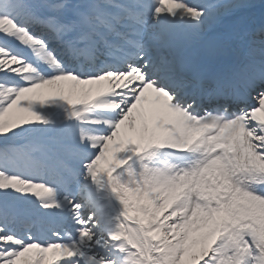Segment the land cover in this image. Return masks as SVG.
<instances>
[{"label":"snow or ice","instance_id":"6c2138e0","mask_svg":"<svg viewBox=\"0 0 264 264\" xmlns=\"http://www.w3.org/2000/svg\"><path fill=\"white\" fill-rule=\"evenodd\" d=\"M0 264H264V0H0Z\"/></svg>","mask_w":264,"mask_h":264}]
</instances>
